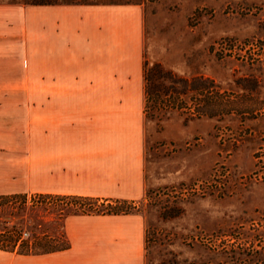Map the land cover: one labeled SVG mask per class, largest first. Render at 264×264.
Returning <instances> with one entry per match:
<instances>
[{"label":"rangeland","instance_id":"obj_1","mask_svg":"<svg viewBox=\"0 0 264 264\" xmlns=\"http://www.w3.org/2000/svg\"><path fill=\"white\" fill-rule=\"evenodd\" d=\"M0 3L142 5L144 263L264 264V0Z\"/></svg>","mask_w":264,"mask_h":264},{"label":"crops","instance_id":"obj_2","mask_svg":"<svg viewBox=\"0 0 264 264\" xmlns=\"http://www.w3.org/2000/svg\"><path fill=\"white\" fill-rule=\"evenodd\" d=\"M142 64L140 4L0 3V196L142 199ZM63 227L67 249L0 264H145L136 212Z\"/></svg>","mask_w":264,"mask_h":264},{"label":"trees","instance_id":"obj_3","mask_svg":"<svg viewBox=\"0 0 264 264\" xmlns=\"http://www.w3.org/2000/svg\"><path fill=\"white\" fill-rule=\"evenodd\" d=\"M49 5L50 3H31ZM145 62L142 64L144 98L148 82ZM151 88L157 92L158 81L171 82V75L153 74ZM156 77V78H155ZM149 83V84H150ZM28 201L30 204L28 205ZM132 202L104 200L71 195L12 194L0 196V251L15 253L19 256H40L67 249L63 222L71 215H125L136 212ZM50 215L45 220L39 213ZM28 232V233H27ZM29 235L26 238V235ZM160 264H178L174 261ZM180 264H209L204 262H183Z\"/></svg>","mask_w":264,"mask_h":264}]
</instances>
